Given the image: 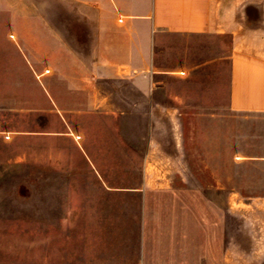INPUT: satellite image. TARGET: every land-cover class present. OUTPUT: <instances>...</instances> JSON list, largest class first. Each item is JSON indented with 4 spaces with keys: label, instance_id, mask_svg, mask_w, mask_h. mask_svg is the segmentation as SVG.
<instances>
[{
    "label": "rangeland",
    "instance_id": "1",
    "mask_svg": "<svg viewBox=\"0 0 264 264\" xmlns=\"http://www.w3.org/2000/svg\"><path fill=\"white\" fill-rule=\"evenodd\" d=\"M38 1L0 0V263L58 261L66 254L54 252L53 247L68 243L102 246L100 252L92 249L82 254L93 261L134 260L143 240L147 244H164L165 230L182 227L189 231L203 229L208 239L213 231L214 236L218 233L221 246L231 239L241 247L231 254H208L217 257L218 264H260V254L246 252L243 247L249 244L250 231L264 232V160L248 158L264 156V112L219 108L212 114L203 113L199 95L191 93L182 113L180 127L185 139L180 153L174 148L168 116L158 111L161 120H166L155 127L158 144L173 155L163 152L160 161L168 162L171 157L174 165L187 168L184 175L188 179H181L178 172L171 186L145 184L143 167L150 126L133 124L128 115L116 131L122 130L129 138L138 136L134 142L138 149L133 155L131 150L123 154L130 171L107 173L109 183L117 189L92 182L72 188L67 174L56 168L75 163L78 157L67 140L42 134L48 115L31 107L41 99V92L20 59L23 46L13 37V18L31 15L20 13V8L34 7ZM44 3L47 7L51 4L50 0ZM230 50L229 34L161 32L155 60L162 68H174ZM160 78L176 90L199 85L196 80L183 81L174 74ZM105 86L114 104L121 96L120 90H132L125 80H108ZM112 128L110 124L103 125L102 133H110ZM68 211L102 212L116 219H59ZM147 255L152 260L195 254Z\"/></svg>",
    "mask_w": 264,
    "mask_h": 264
},
{
    "label": "crops",
    "instance_id": "2",
    "mask_svg": "<svg viewBox=\"0 0 264 264\" xmlns=\"http://www.w3.org/2000/svg\"><path fill=\"white\" fill-rule=\"evenodd\" d=\"M44 1L48 0L20 8V13L31 15L13 18V37L23 46L20 59L41 92V99L31 107L48 115L42 134L67 140L78 157L75 163L56 168L67 174L72 188L92 182L117 189L109 183L107 173L130 171L123 154L131 150L133 155L138 149L134 144L138 136L129 138L122 130L116 131L128 115L133 124L150 126L143 167L145 184L171 186L178 172L181 179H188L184 175L187 168L174 165L173 155L158 144L155 127L166 123L158 111L168 116L174 148L180 153L185 139L180 127L182 113L191 93L199 95L203 113L212 114L219 108L264 112V0H50L49 7ZM161 32L229 34L231 50L199 63L162 68L155 60ZM165 74L179 75L187 82L196 80L199 85L176 90L161 82ZM108 80L128 81L132 90H120L114 104L105 86ZM107 124L112 125V132L102 133ZM163 152L171 156L168 162L160 161ZM248 158L264 160V156ZM200 217L204 219L203 214ZM59 219L103 221L116 216L68 211ZM164 233V244L143 240L134 260L93 261L82 254L92 249L100 252L102 246L68 243L53 247L54 252L66 254L61 260L36 264H218V258L208 254H231L241 249L231 239L221 246L218 233L214 236L213 231L210 239L203 229L171 228ZM243 250L259 253V263L264 264V232L250 231L249 244ZM152 252L195 255L151 260L147 254Z\"/></svg>",
    "mask_w": 264,
    "mask_h": 264
}]
</instances>
